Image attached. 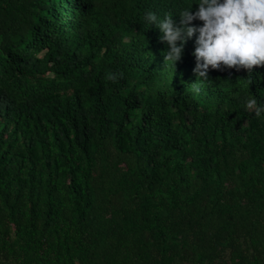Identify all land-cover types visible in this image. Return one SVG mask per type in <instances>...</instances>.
I'll use <instances>...</instances> for the list:
<instances>
[{
  "label": "trees",
  "instance_id": "16d2710c",
  "mask_svg": "<svg viewBox=\"0 0 264 264\" xmlns=\"http://www.w3.org/2000/svg\"><path fill=\"white\" fill-rule=\"evenodd\" d=\"M188 2L0 0V264H264V65L165 62Z\"/></svg>",
  "mask_w": 264,
  "mask_h": 264
},
{
  "label": "clouds",
  "instance_id": "9594fccd",
  "mask_svg": "<svg viewBox=\"0 0 264 264\" xmlns=\"http://www.w3.org/2000/svg\"><path fill=\"white\" fill-rule=\"evenodd\" d=\"M193 3L198 5L194 12L190 10ZM186 5L179 12V24L168 11L163 15L155 10L144 13V26L155 25L159 40L167 45L165 62L174 67L187 40L195 34V81H209L210 67H242L251 73L253 66L264 65V0H190ZM194 19L202 25H192ZM247 107L256 117L264 114V103L258 104L255 99L248 101Z\"/></svg>",
  "mask_w": 264,
  "mask_h": 264
}]
</instances>
